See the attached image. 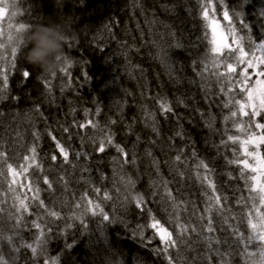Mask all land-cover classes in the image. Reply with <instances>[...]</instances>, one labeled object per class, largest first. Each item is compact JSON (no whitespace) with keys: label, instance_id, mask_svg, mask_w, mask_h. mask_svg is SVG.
<instances>
[{"label":"trees","instance_id":"obj_1","mask_svg":"<svg viewBox=\"0 0 264 264\" xmlns=\"http://www.w3.org/2000/svg\"><path fill=\"white\" fill-rule=\"evenodd\" d=\"M17 2L22 14L15 18L14 24L24 23L29 26V29L41 24H54L63 28L68 35V43L64 48L65 56L72 62L73 67L69 69L70 77L60 71H57L55 76L44 75L40 69L33 67L25 60V53L31 45L27 41L22 45L16 57V67L9 75L8 98L0 101V113H3L0 115V143L10 140L11 132L18 125L29 124L32 127L34 124L35 130L40 133L39 159L44 169H56L57 179L65 172L60 168L62 158L55 147V141L48 135L49 132L65 147L71 144L70 160L75 161L72 150L87 151L91 154L89 160L85 161L81 158L79 161L80 165L86 163L91 171L82 172L81 168L77 167L76 180L71 179L73 175V172L69 170L71 166H64L71 173L67 177L69 179L67 190L61 184L54 183V191L49 192L47 185H44L41 180L40 198H43L44 192H48L49 207H54L64 216L66 211L69 213L66 219L69 222L58 220L53 229L62 227L65 229L66 226L63 224L67 225L76 220L71 217L74 211L79 214L80 210L74 209L72 205L85 192L90 199L101 204H109L112 200H102V192L109 191L116 205L114 204L112 209L103 208L110 215L117 207L118 211L129 210L126 214L122 211L118 224L103 226L97 234L94 233V223H100L101 218L90 214L85 216L86 229L79 220H76L80 233L64 230L57 238L52 233L47 243V255L59 257L58 264H150V259H138L139 255L136 253L146 251L139 244H147L148 248L153 244L155 250L162 248L163 245L159 237L153 235L154 230L143 227L150 222L148 211L136 209L131 196L127 202H122L121 198L128 194L129 189L120 182L119 177L131 176L135 181L133 192L143 194L147 201V209H151L153 215L162 222H166L165 205L159 202V197H152L153 190L149 187L150 178H156L155 170L150 166L151 159L148 157L144 166L140 161L143 159L142 153L145 148L151 147L153 156L160 161L161 173L172 181L173 177L165 161L174 156L175 152L169 150L167 138L173 135L180 125L183 126L185 135L183 140L177 138L175 145L184 147L189 157L193 151L197 154L195 158L189 159V172L186 175L191 174V169L198 160L203 159L208 163L213 170L211 179L215 182L217 189L229 197L228 207L231 211L228 213L230 217L228 223L247 236L250 231L247 223L248 209L243 204H237L236 201L241 196L247 197L248 191L244 181L239 179L240 167L229 163L240 157L239 146L232 145L230 142L227 146L221 144L222 139L226 140L225 128L229 129L230 134H236L235 129L232 128L231 122L226 126L223 120V117L228 114V109L222 106L225 97L217 95L219 88L215 78L208 76L207 80L202 81L197 75L203 64H208L211 68L197 0H140L145 15L149 18L154 16L158 21L151 34L145 23V15L141 14L139 7H134L133 0H17ZM215 3L217 19L226 25L227 21L223 20L220 0H215ZM223 3L230 9L241 10L242 0H223ZM246 7L252 16L248 21V25L252 28V35L259 37L264 34V15H261L264 12V0H250L246 3ZM105 25H111L110 30H106ZM0 26L5 28V36L0 38V42L6 43V18L4 22H0ZM236 27L241 34H247V30L238 21ZM27 33L28 31L25 37ZM153 39L167 51V69L155 58L159 48L151 43ZM10 51L7 49L9 55ZM25 70L30 72L29 78L23 77L22 73ZM168 72L173 73L172 79H169L166 74ZM69 79L71 86L65 87ZM46 82L50 88V95ZM202 85L206 86L209 93L207 98L205 87ZM162 97H166L172 104L180 117L179 122L176 115L168 114L167 118L161 115L158 98ZM66 98H73L75 101L64 102ZM178 99L184 100L187 107L178 106ZM64 105L66 108L62 113ZM35 107L40 108L43 116L32 111ZM98 107L100 112L96 115ZM73 109L74 113L70 114ZM85 110L90 113L87 118ZM75 112L77 116L74 120L76 121L84 122L86 119H93L98 121L101 127L108 125L114 133L115 143L121 144L126 150L133 148L136 135H140L141 142L135 150L136 155L139 156L136 166L129 165L123 170L116 168L114 181L111 158L117 155L115 148H107L105 153L100 154L94 151L91 141H86L82 146L79 137L73 135L69 140L68 134L63 132V127L72 124L68 117L73 116ZM146 113H155L161 129L162 139L157 140L156 145L147 143L149 138L155 139V136L149 128H145L144 122L148 119ZM201 113H204L203 118ZM26 114L32 117V123L27 121ZM112 120L116 123L110 124ZM129 126H131V132ZM77 130L70 129L73 133ZM84 131L89 136L93 135L90 128ZM32 143L33 140L21 146L12 158L19 159L22 163V158ZM234 149H236L235 153ZM53 154L58 157L54 164L50 160ZM261 155H264V147L261 148ZM101 172L106 177L103 181L100 180ZM32 179H35V176ZM89 179L91 184L85 182ZM93 186L101 189L99 194L92 190ZM0 187H7L2 177H0ZM115 187L119 189V194ZM170 187L178 199L189 202V213L192 211V202H195L200 209L203 208V193L206 189L202 188L198 181L193 179L181 183L173 182ZM177 188H180L179 192ZM118 195L120 198L117 201ZM6 207H11L10 197ZM30 212L33 215L26 214V220L30 217L33 219L37 212L41 214L44 210L37 209L33 204ZM188 218L187 214L183 216L185 220ZM136 220L140 221L138 226H136ZM3 221L10 223L11 232L12 222L8 221L7 214L3 217ZM119 221L123 224L122 226ZM253 222L255 223L256 220L254 219ZM166 226L175 235L174 227L167 224ZM223 228L228 233L232 231L228 224L223 225ZM141 230L143 236L140 234ZM216 234L221 239L226 234L220 230L219 223H217ZM21 235L25 236L24 230L21 231ZM95 236L103 237L95 238ZM66 243H72L73 247L66 248ZM198 247L199 251L204 250L202 244ZM221 247L226 249L227 245ZM21 250L28 258L31 257L30 250ZM169 251L175 257V250ZM231 251L233 255L228 257L230 264L235 262L245 264L239 248L233 247ZM156 256L167 264L163 253L156 252ZM43 259L39 264H43ZM212 264H219V258L213 256Z\"/></svg>","mask_w":264,"mask_h":264},{"label":"snow or ice","instance_id":"obj_2","mask_svg":"<svg viewBox=\"0 0 264 264\" xmlns=\"http://www.w3.org/2000/svg\"><path fill=\"white\" fill-rule=\"evenodd\" d=\"M250 0H242L240 5L241 10L230 9L228 5L220 0L222 8L223 20L227 24H222L217 19V4L215 0H197L200 7L201 20L204 28V40L207 41V57L210 61L211 68L208 64H203L197 75L202 81L207 80L208 76L214 77L218 85L219 91L217 95L225 97L222 101L224 109H228V114L223 117L225 125L231 122V126L235 129L236 134H230L229 129L225 128L226 140H221V144L227 146L230 142L232 145H238L240 157L229 161L240 167L239 179L244 181L245 188L248 191V196L237 199V204H243L248 209V228L249 234L245 236L239 229L229 224V215L231 211L228 207L229 197L217 189L215 182L211 179L212 168L203 159L198 160L194 167L189 172L188 162L190 158L196 157V152L191 153V157L186 155L184 147H177L175 140L177 138L184 139L183 126L177 127L173 135L167 138L168 148L174 151L175 155L169 157L165 161L168 166L169 173L172 175V181L163 176L160 171V161L157 160L152 153L151 147H146L144 155L151 159V167L155 170L156 178L151 179L149 187L153 190L151 195L153 198L159 197V202L164 204V211L167 215L166 222H162L152 214L151 209H147V201L141 193H134L135 181L131 176L121 175L119 180L126 188L129 189L128 194L121 199L122 202H127L129 196L135 205L136 209L141 211L147 210L149 214V223L146 226L151 228L154 236H158L162 248L156 249L157 254L163 253L167 264H212V257L219 258V264H230L228 257L233 255L231 249L233 247L240 249V254L245 259V264H264V155H261V148L264 147V34L259 37L252 35V28L245 23L243 5L249 3ZM134 7H139L142 15H145V10L142 7L140 0H133ZM166 10H169L166 8ZM22 14L17 0H0V22L7 19V36L6 43L0 42V101L7 99L9 75L13 68L16 67V57L21 50L22 45L26 43L25 33L29 31V26L20 23L14 24L15 18ZM264 15V12L261 13ZM247 30V34L243 35L236 27V22ZM157 20L153 16L149 18L145 15V23L149 27L151 34ZM139 27V26H138ZM111 25H105L106 30H110ZM5 36V28L0 26V38ZM68 43V41H66ZM151 43L159 48L156 54V59L163 66L167 59V51L160 47L158 42L153 39ZM9 44L12 45L10 55L7 52ZM73 67L72 62L64 57V66L59 70L61 73L70 77L69 69ZM223 69V70H221ZM169 79H172L173 73H166ZM207 74V75H206ZM24 78L30 77V72L25 70L22 73ZM87 74L85 73V76ZM55 76V73L52 74ZM71 86L69 79L65 87ZM205 96L209 93L205 85ZM48 88V82H46ZM63 90V89H62ZM49 95L51 94L48 88ZM159 110L161 115L167 118L168 114L176 115L179 122L180 117L175 112L172 104L166 97L158 98ZM177 105L187 107L184 100H177ZM35 113L40 112L39 107L33 110ZM74 109L70 114L74 113ZM100 112L99 107L96 109V115ZM3 115V113H0ZM90 115L88 110H85V117ZM148 119L145 120V128H149L154 134L155 139L149 138V145H156L157 140L162 139L161 129L156 120L155 113H146ZM204 117V113H201ZM26 119L32 123V117L26 114ZM116 121H110V124H115ZM33 127V143L27 148L26 154L23 156V162L18 166H14L9 162L7 152L3 149V144L0 143V177L3 178V183L6 188L0 187V264H17L21 249H28L31 252L32 264H39V259L43 257V264H58L59 257H49L47 255V243L53 233L55 222L63 219L60 211L54 207L45 205L44 200L40 198L42 189L40 182L47 185V191H54V183L61 184L67 190L69 186L68 176L71 173L64 168L65 165H70L74 171L77 167L81 168L82 172H90L91 169L85 163L79 164L81 158L85 161L91 158V154L87 151L72 150L75 161L70 160L71 144L65 147L51 132L48 133L52 140L55 141V147L58 150L59 156L62 158L60 168L64 169L65 174H62L56 180L49 178L45 174L43 164L39 159V143L40 133ZM211 127V124H209ZM71 128L78 129L76 132L70 131ZM91 129L92 136L84 130ZM131 132V126H129ZM63 132L68 134V139L72 136L79 137L81 145L86 141H91L94 145V151L100 154L105 153L107 148H115L116 156L111 158L113 165V177L115 181L116 168L121 170L131 165L137 164L136 148L141 142L140 135H136V142L132 149L126 150L121 144L115 143L114 133L108 125L101 127L98 121L86 119L84 122L73 120L72 124L63 127ZM96 133H99L97 138ZM17 140H22L23 135L19 131L16 133ZM236 149H234L235 153ZM57 155L53 154L50 160L53 164L57 161ZM99 171V168H97ZM35 176V179L32 177ZM83 179V177H81ZM103 172L100 174V180H105ZM198 181L202 188H205L203 193L204 206L200 209L195 202H192V211L189 213L188 201L178 199L174 195L170 185L173 182L181 183L185 180ZM91 184V180L85 181ZM99 194L101 189L93 186L92 189ZM180 188H177V192ZM119 194V189H117ZM9 197L11 198V207L8 208ZM117 198H120L119 195ZM103 201L113 200V196L109 191L105 190L102 196ZM55 203V201H53ZM35 204L37 209H43L44 213L35 214L30 225L26 222V214L33 215L30 212L31 206ZM72 207L80 210L79 214L73 212L72 219L79 220L80 224L86 229L87 224L85 216L90 214L93 217L99 216L102 226L110 225L118 222L117 217L104 210L101 202L88 197L87 192L83 193L78 200H75ZM7 214L8 221H11V232L5 235V230L2 227L3 217ZM188 215V219H183L184 215ZM50 218V219H46ZM256 220L254 223L253 220ZM195 221V222H194ZM217 223L220 225V230L225 232L223 239L218 236ZM173 226V231L169 227ZM228 224L232 229L230 233L223 228V225ZM66 227H72L68 224ZM35 229L34 239L32 242H26L21 235L23 230ZM141 236L143 231L141 230ZM196 237V239H193ZM17 240L19 243H17ZM6 242L9 246V252L14 253L11 258H6L3 251V243ZM204 246V250L199 251V245ZM222 245H227L226 249H222ZM72 243H66V248L71 249ZM170 249L175 250V257L170 254ZM192 253V255H189Z\"/></svg>","mask_w":264,"mask_h":264},{"label":"bare ground","instance_id":"obj_3","mask_svg":"<svg viewBox=\"0 0 264 264\" xmlns=\"http://www.w3.org/2000/svg\"><path fill=\"white\" fill-rule=\"evenodd\" d=\"M242 10L244 12V20H245V23L249 24L248 21H250V17H252V16H251V14H250V12L248 10V7H246V4L243 5V9ZM72 100L75 101L73 98H66V100H64V102L67 101V102H72L73 103ZM65 105H67V103ZM65 105H64V107L62 109V113L64 112V110L66 108ZM76 116H77V114L75 112V114L73 116L68 117V118H70L69 121L70 122H73V120L75 119ZM18 131L20 133H22V135H23V139L22 140H17L16 133ZM32 132H33V128L29 124L18 125L17 128L11 132V134H10L11 138H10V140H8L6 142L3 141V147H4V149L7 152V155L9 157V162L10 163H13L14 166H18L21 163H20V160L19 159H13L12 157L15 156V153L18 151V149L21 146H23L24 144H28V143L31 142V140H33ZM96 136L98 138L99 137V133H96ZM142 155H143V157H142L143 159H141L142 161H140V163H141V165L144 166L145 165V161L148 159V157L144 155V152L142 153ZM138 157L139 156H137V159H139ZM69 170L73 172V175H71V179L76 180V174L77 173L75 172V170L73 171L72 168H70ZM57 173L58 172H56V169L45 168V174H47L49 176V178L52 179V180H56L57 179V177H56L57 176ZM115 189L117 190V187H115ZM42 197H43L42 199L46 203V206L49 207L48 204L50 203V197H49L48 192H44L42 194ZM117 201H118V198H117ZM114 204L116 205V201L113 199L112 202L109 203V204H106V203L102 204V207H105V208H108V209H112L113 206H114ZM122 211H123V214H126L129 210L127 209V211H125V210L118 211V207H117L111 213V215L114 214L117 217V221H118V218H119V216H121ZM43 213L44 212H41V215H43ZM45 218L46 219H50V218H47V217H45ZM33 219H35V215H34V218ZM33 219H32V217H30V218H28L26 220V222L30 225V223H31V221ZM139 222H140L139 220H136V226H138ZM68 224H71L72 227H70V228L69 227H65V229H63V227L60 228V229H53V233H54V235H55L56 238L59 237L64 230L65 231L72 230V231H74L77 234L80 233L79 226H78L76 220H74V221H72V222H70ZM115 224H118V222H116ZM122 225L123 224L120 222V226H122ZM54 226H53V228H54ZM2 227L5 230V235L10 234V223L9 222H4L3 221ZM102 229H103V226L100 223H98V222H95L94 223V231H95L94 233L95 234L100 233V230H102ZM138 230H139V228H138ZM35 231H36L35 229H32V230H24V235H25L23 237L24 240L26 242H32L33 239H34ZM101 237H103V236H100V237L95 236V238H101ZM17 243H19L18 240H17ZM139 246L142 247V248H145L146 251H143L142 253L141 252L136 253L137 255H139V258L138 259L147 258V259H150L151 260L150 261V264H164V262L162 261V259L156 256V250L153 249V248H155L153 244H152V247L150 245L149 248L147 247L149 245L144 244V243L139 244ZM2 247H3V251L5 253L6 258H11L12 255H15L14 253H10L9 252V246L7 245L6 242L3 243ZM42 258L43 257H41L39 259V263L41 262ZM17 264H32V261H31L30 258H28L23 253V250H21L20 253H19V259L17 260ZM234 264H236V262Z\"/></svg>","mask_w":264,"mask_h":264},{"label":"clouds","instance_id":"obj_4","mask_svg":"<svg viewBox=\"0 0 264 264\" xmlns=\"http://www.w3.org/2000/svg\"><path fill=\"white\" fill-rule=\"evenodd\" d=\"M26 41L30 48L25 53V60L40 69L44 75H52L64 66L67 33L59 25H36L29 29ZM9 44L8 49L11 50ZM163 66L167 69V61Z\"/></svg>","mask_w":264,"mask_h":264},{"label":"rangeland","instance_id":"obj_5","mask_svg":"<svg viewBox=\"0 0 264 264\" xmlns=\"http://www.w3.org/2000/svg\"><path fill=\"white\" fill-rule=\"evenodd\" d=\"M68 215H69V213L66 211V212H65V216L62 214L63 219H60V220H61L62 222H63V220L69 222L68 220H66V219L68 218ZM63 225L66 226V223L63 224Z\"/></svg>","mask_w":264,"mask_h":264}]
</instances>
